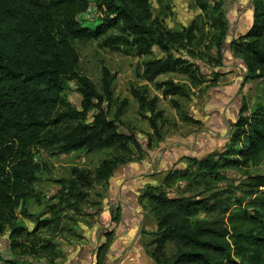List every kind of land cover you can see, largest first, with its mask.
Segmentation results:
<instances>
[{
    "label": "rangeland",
    "instance_id": "1",
    "mask_svg": "<svg viewBox=\"0 0 264 264\" xmlns=\"http://www.w3.org/2000/svg\"><path fill=\"white\" fill-rule=\"evenodd\" d=\"M88 1V8L95 10V0ZM151 2L156 17L167 29L180 30L195 23L196 36L188 46L193 57L185 58L200 75L192 80L180 72L167 71L146 80L145 63L164 53L137 55L126 47L113 50L101 46L100 38L74 42L78 52L76 73L94 84L104 97L102 107L127 139L95 150L64 153L56 146L34 150L39 165L37 180L17 209L16 221L31 232L20 238L38 251L25 254L34 264H70L67 257L74 255L78 246L76 253L81 257L72 264H92L101 241L105 246L99 264H104L114 233H126L122 216L133 217L136 227L141 225L140 239L148 254L167 259L179 244L159 242L155 202L149 198L150 193L169 198L218 195L232 201L234 196L256 188L252 176L264 175V150L237 167H222L219 175L198 168L192 161L210 154L218 159L217 154L229 153L240 118L264 101V82L249 75L245 61L235 52V43L252 26L255 0H210L224 13L222 36V27L217 29L216 8L205 13L194 0ZM87 13L79 15L78 20L93 29L100 20L87 17ZM103 69L112 76L107 90ZM166 80L183 87L184 93L163 95L158 83ZM62 98L60 110L83 109L75 80L65 83ZM151 102L155 103L153 107ZM95 104L81 116V122H92L98 112ZM151 117H155L156 129ZM104 162H108L107 167ZM263 189L260 187V191ZM136 216L141 218L139 224ZM111 221L117 228L113 234L104 235ZM47 242L54 244L51 255L43 247ZM0 246H8L4 235Z\"/></svg>",
    "mask_w": 264,
    "mask_h": 264
},
{
    "label": "trees",
    "instance_id": "2",
    "mask_svg": "<svg viewBox=\"0 0 264 264\" xmlns=\"http://www.w3.org/2000/svg\"><path fill=\"white\" fill-rule=\"evenodd\" d=\"M194 1L205 13L216 8L217 29L222 27V36V9L210 0ZM88 2L0 0V237L4 235L8 241V246H0V264H34L25 254L38 252L21 240V235L31 232L16 222L17 209L37 180L36 148L56 146L66 153L107 148L127 139L118 130L117 121L105 112L104 97L94 84L76 73V40L100 38L103 47H126L137 55L164 53L145 63L146 80L167 71L180 72L192 80L200 75L185 58L193 57L188 46L196 36L195 23L180 30L163 27L151 0H95L100 22L90 29L78 20ZM253 6L252 26L235 43V52L245 61L249 75L264 82V0H255ZM112 29L114 33L107 34ZM70 79L76 81L82 96L81 111L73 107L60 110L63 88ZM111 80L109 71L103 69L104 89ZM158 86L165 96L184 93L183 87L171 80ZM94 103L98 112L92 122H81ZM151 103L153 107L155 103ZM150 121L156 129L155 117ZM231 145L229 153L217 154L218 159L210 154L192 161L198 168L219 175L222 167H237L264 150V101L240 118ZM252 177L256 188L234 196L232 201L218 195L169 198L150 193L159 242H176L179 248L167 259L146 253L157 264H264V189L260 191L264 175ZM53 245L47 242L43 246L50 255ZM104 246L103 242L98 247L93 264H99Z\"/></svg>",
    "mask_w": 264,
    "mask_h": 264
},
{
    "label": "crops",
    "instance_id": "3",
    "mask_svg": "<svg viewBox=\"0 0 264 264\" xmlns=\"http://www.w3.org/2000/svg\"><path fill=\"white\" fill-rule=\"evenodd\" d=\"M111 212L113 211L111 210ZM136 218H138L139 224L141 218L138 216H136ZM122 219L124 220L123 225L125 226L126 233L124 234L120 232L122 239L119 244L120 248L110 252V255L105 257L104 264H155L154 260L146 253V249L141 243V225L136 227L137 223L131 216H122ZM78 248L79 246L77 249ZM77 249L74 252V255L67 257V261L71 262L70 264L74 261L77 262V259L81 257L80 254L76 253ZM93 263H95V261Z\"/></svg>",
    "mask_w": 264,
    "mask_h": 264
},
{
    "label": "flooded vegetation",
    "instance_id": "4",
    "mask_svg": "<svg viewBox=\"0 0 264 264\" xmlns=\"http://www.w3.org/2000/svg\"><path fill=\"white\" fill-rule=\"evenodd\" d=\"M117 225L115 224V223H113V221H111V224L109 225V228L107 229V230H105L104 231V235L105 234H113V232H115V230H116V227ZM121 231H116L114 234V241L112 242V244L109 246V248H108V252H112L113 250H114V248L115 247H117V248H120L119 247V244H120V242H121V233H120ZM103 236V235H102ZM103 244V241H101L99 244H98V246L96 247V250H98V247L100 246V245H102ZM92 251V250H91Z\"/></svg>",
    "mask_w": 264,
    "mask_h": 264
},
{
    "label": "built area",
    "instance_id": "5",
    "mask_svg": "<svg viewBox=\"0 0 264 264\" xmlns=\"http://www.w3.org/2000/svg\"><path fill=\"white\" fill-rule=\"evenodd\" d=\"M88 12L86 14V16H91V17H98V13L95 10H91L90 8H87V10L85 11V13Z\"/></svg>",
    "mask_w": 264,
    "mask_h": 264
}]
</instances>
